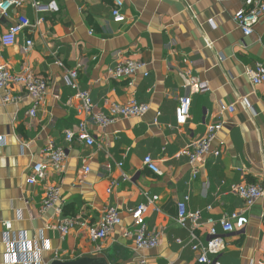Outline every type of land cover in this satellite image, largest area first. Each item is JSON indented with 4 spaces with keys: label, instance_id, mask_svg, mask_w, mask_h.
Instances as JSON below:
<instances>
[{
    "label": "crops",
    "instance_id": "0c3cea01",
    "mask_svg": "<svg viewBox=\"0 0 264 264\" xmlns=\"http://www.w3.org/2000/svg\"><path fill=\"white\" fill-rule=\"evenodd\" d=\"M34 1H54L59 12L38 13L24 3L0 22L1 36L18 14L33 24L42 20L13 47L0 43V64L13 72L29 68L48 83L34 118L27 114L31 101L20 85L8 91L20 99L17 103H0V264L8 256L4 223H9L11 239L23 235L31 248H41L44 264L83 258L99 264H197L189 233L175 221L176 204L187 195V210L201 211L203 221L238 216L232 221L234 232L225 237L221 264H264V198L246 208L229 192L232 184H264V85L251 83L246 75V68L264 66V17L245 37L232 20L245 0H122L126 20L121 24L112 21L114 0ZM27 38L34 47L23 55L20 48ZM124 60L145 63L148 76L138 74L130 82L111 79L108 69ZM73 69L80 89L101 112L131 99L148 105V112L119 118L107 128L88 124L92 147L67 144L65 131L86 120L63 82L65 71ZM5 95L0 90V99ZM182 96L192 104L187 124L177 128L174 113ZM230 106L233 113L227 112ZM214 123L222 125L213 143L220 155L201 159L193 177L187 159L177 155ZM49 141L65 151L64 169L28 185L31 166L47 162L43 148ZM145 157L161 175L144 167ZM112 182L117 185L108 193ZM49 186L60 188L62 214L42 210ZM145 195L157 197L144 222L148 232L159 233V244L137 251L133 237L124 234L135 230L128 210L146 203ZM109 207L120 212L122 221L103 241L93 242L85 229L64 237L56 229L59 221L75 217L95 227ZM207 231L203 224L195 233L204 242Z\"/></svg>",
    "mask_w": 264,
    "mask_h": 264
},
{
    "label": "built area",
    "instance_id": "2783aa9c",
    "mask_svg": "<svg viewBox=\"0 0 264 264\" xmlns=\"http://www.w3.org/2000/svg\"><path fill=\"white\" fill-rule=\"evenodd\" d=\"M217 3H225L230 0H213ZM24 3H30L31 7L36 12L58 13L59 8L54 1L46 5L37 3L34 0H0V22L8 19L12 10H19ZM123 1L114 0L111 7L112 21L116 24L123 23L126 19L122 13ZM264 17V0H245L243 8L233 15V22L241 30L245 37L252 35L254 27ZM39 20L33 24L24 15L18 14L15 22L11 24L5 32L0 36L2 47H13L20 35L25 32L35 30L36 26L41 23ZM212 24V20L209 21ZM34 47L33 41L27 38L20 48L23 55H27ZM264 48V47H263ZM56 65L63 67L61 62ZM108 76L115 81H131L136 75L141 74L144 77L148 76L146 64L140 61L124 60L116 63L107 71ZM246 75L251 83L264 85V66L262 63H256L253 68H246ZM64 85L73 91L72 97L78 103L77 112L86 116V120L81 121L74 129L67 130L64 133V139L67 144L73 143L92 147L95 144L93 135L89 131L88 124L96 125L101 128H107L119 118H138L145 115L149 106L143 103H138L135 99H131L125 104L112 103L106 113L97 109L93 103L90 94L83 91L79 87L77 70H66L63 76ZM190 81H186V87L190 85ZM14 85H20L24 88L27 97L31 101L30 108L27 112L29 117L34 118L38 108L43 104L47 95L48 83L45 79L36 76L29 68L23 69L20 72L11 71L6 65L0 64V90L6 91V95L0 99L1 104L17 103L20 99L12 96L8 91ZM204 91L205 84L198 85V88ZM240 103H245L240 99ZM192 100L188 96H182L177 101L175 108V127H183L187 124ZM227 112L233 113L234 107H227ZM157 118L160 116L157 113ZM222 128L221 123L208 124L204 135L195 143L182 149L177 157L186 158L188 164L192 168V176L197 175V164L206 156L212 155L218 157L220 151L214 148V141L218 132ZM0 144H3V137H0ZM43 154L47 162L34 163L31 166V173L27 178V184L34 186L43 183L49 172L62 173L64 162L66 160L65 151L54 145L52 141L46 143L43 148ZM144 167L155 175H161L155 162L150 157L143 159ZM121 167V164L118 165ZM85 173L89 169L84 170ZM123 180H129L126 175H122ZM115 182L111 183L108 193ZM229 192L239 197L245 204L246 208L252 207L256 201L264 198V184H232L229 187ZM146 197V203H141L133 209H129L135 230L133 232H125V236L133 237L134 249L137 251L154 249L159 244V233L148 232L146 230L144 215L147 213L149 206L153 205L157 197ZM189 195L185 196L181 202L176 204L175 221L180 228L186 230L190 237V249L196 254L197 264H221L218 257L223 254L227 248L225 237L234 232L232 221L238 219L236 214L224 215L215 220L208 218L205 221L202 219L201 211H188L187 205ZM43 212L54 210L58 214L63 212V200L60 194V188L57 186H49L45 193L42 202ZM208 212L211 211L207 207ZM120 212L109 207L103 212L98 224L95 227H89L80 217L67 218L59 221L56 229L60 232L61 237L66 236L73 229L88 230L90 239L93 242L103 241L113 230L121 225ZM207 225V238L202 242L195 231L201 225ZM3 243L7 247V258L5 264H44L40 260L41 248H31L29 242L22 235L18 239H11L9 223L2 225ZM42 236V235H41ZM43 239V238H41ZM180 244V241H177Z\"/></svg>",
    "mask_w": 264,
    "mask_h": 264
},
{
    "label": "water",
    "instance_id": "95a60500",
    "mask_svg": "<svg viewBox=\"0 0 264 264\" xmlns=\"http://www.w3.org/2000/svg\"><path fill=\"white\" fill-rule=\"evenodd\" d=\"M50 264H99V263H95L90 259L83 258L72 262L53 261ZM101 264H105V263H101Z\"/></svg>",
    "mask_w": 264,
    "mask_h": 264
}]
</instances>
